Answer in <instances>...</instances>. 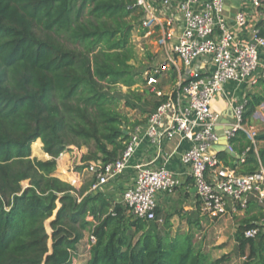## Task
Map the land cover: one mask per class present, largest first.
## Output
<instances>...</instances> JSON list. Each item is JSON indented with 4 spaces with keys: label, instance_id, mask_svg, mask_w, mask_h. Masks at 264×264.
Wrapping results in <instances>:
<instances>
[{
    "label": "trees",
    "instance_id": "trees-1",
    "mask_svg": "<svg viewBox=\"0 0 264 264\" xmlns=\"http://www.w3.org/2000/svg\"><path fill=\"white\" fill-rule=\"evenodd\" d=\"M136 2L0 0V264H73L86 232L96 242L83 264H223L230 258L213 259L192 232L173 234L166 223L135 218L108 193L91 191L95 176L77 189L56 175L57 158L72 145L92 146L85 165L117 160L149 118L131 121L119 109L121 99L131 109L145 100L132 89L145 83L134 64L132 34L144 15ZM120 85L128 95L118 94ZM263 102L264 94L247 97L243 124ZM145 104L152 113L160 101ZM38 139L51 159L32 156ZM255 140L257 152L247 153L254 143L239 129L230 145L244 160L226 151L218 157L239 173L256 172L264 167V134ZM255 220L237 232L242 264H264V233L245 237L261 218Z\"/></svg>",
    "mask_w": 264,
    "mask_h": 264
},
{
    "label": "built area",
    "instance_id": "built-area-1",
    "mask_svg": "<svg viewBox=\"0 0 264 264\" xmlns=\"http://www.w3.org/2000/svg\"><path fill=\"white\" fill-rule=\"evenodd\" d=\"M256 10L264 9V0H244ZM226 0H137L144 15L140 25L144 30L161 29L164 44H170L176 33V19L172 14L162 18L158 9L169 11L176 5L182 14L183 24L180 34L171 45L172 53L166 59L169 64L178 60L187 79L179 89L162 90L160 75L165 68L155 65L144 71L145 84L158 98L160 104L149 115L145 128L137 126L131 133L130 142L122 155L106 165L90 162L85 172L96 177L91 191L119 180L133 167L136 171L132 185L123 192V203L135 218L147 221H161L158 216V196L173 192L178 181L173 172L163 167H151L141 163L130 165L131 159L141 149L143 143L162 148L167 140L179 138V143L187 142L188 147L182 157L189 167L203 212L211 218H219L230 211L246 209L255 197L264 202V167L253 173H239L224 164L215 152L223 138L229 142L239 129L248 132L256 147V140L243 124L247 99L240 102L235 92L246 84L257 86L264 79V36L257 26L252 40L237 39L224 15ZM239 27L249 25V15L240 11L235 16ZM148 30L147 34H151ZM166 61V60H165ZM211 62V71L198 68V62ZM170 63V64H171ZM234 83L233 94L226 97L233 112V120L224 126V135L219 133L221 113L213 109V103L224 95L226 85ZM230 124V128L227 126ZM245 155L241 156L244 160ZM84 175L73 169L70 182L79 189ZM264 233V216L255 227L245 231V237L256 239ZM90 245L96 237L90 234Z\"/></svg>",
    "mask_w": 264,
    "mask_h": 264
},
{
    "label": "crops",
    "instance_id": "crops-1",
    "mask_svg": "<svg viewBox=\"0 0 264 264\" xmlns=\"http://www.w3.org/2000/svg\"><path fill=\"white\" fill-rule=\"evenodd\" d=\"M240 11H243L249 15V25L246 27H239L235 23V16ZM168 14L174 15L176 19V33L174 39L170 41V44H167V46L164 45L165 42L161 33L162 31L159 27H157L155 30H144V36L147 37L158 34L160 38V44L164 45L163 49L165 51L168 46L171 48L172 43L176 41L177 36L182 30L183 24L182 14L178 12V8L176 5L172 6L169 11L160 9L159 15L162 18H164ZM224 15L227 18L229 25L235 33L237 39L240 41H251L253 30L259 24H261L260 28L264 30V9L256 10L254 6L248 1L226 0ZM148 30L151 32V34L149 35L147 34ZM170 54L171 53H167L166 58L169 57ZM261 57L262 59H264V51H261ZM197 65L198 68H201L205 71H211L214 67L211 62L207 61H200L197 63ZM183 71L184 70L182 68V65L178 60H175L174 63L166 64L165 68L162 70V74L160 75L159 87L164 91L179 89L181 82L187 79L186 74ZM144 85L145 89L149 90L146 84ZM234 86V83H228L226 85L225 94L219 96L218 99H216L213 103V109L221 113V123L223 125L220 127V130H224V126L226 127L228 120H233V112L229 107L226 97L233 94L232 90ZM239 90L241 91L243 99H247L248 96L257 93L264 94V79L260 80L257 86L252 87L244 84L239 88ZM237 92H235V94ZM150 93L152 96H154V101H158V98H156V96L151 91ZM145 126L146 123L142 126V129L145 128ZM187 147L188 143H179V138L165 141L161 149L149 143L148 141H145L141 149L136 152L135 156L130 161L131 166H135L141 163L148 164L149 166L154 168L165 166L173 172L175 178L178 181V184L177 186H175L173 192L167 194L160 193L158 196V216L161 220L159 221L160 224H168V228L173 232V234H176L177 232H192L196 237L198 235L197 232H199V229H203L204 226H206L208 220H210L211 222L217 220L222 224V229L230 225H235V227H237L236 232H238V229L242 224L248 221H256L255 217H258L259 219L263 218L261 212H264V202H261L258 198L255 197L250 200V203L246 209L230 211L228 214L219 218H211L206 215L202 210V204L197 194L194 181L189 174V167L182 160ZM221 148L222 142L219 145L215 146L214 149L217 155L220 152H223ZM257 149L258 147L253 146L246 152H257ZM235 152L240 154L237 151ZM48 159H51V156L49 154H46V158L42 160ZM75 166L82 167L77 169L84 175L83 182L81 184L82 186L83 184H85V182H87V179L90 178L91 174H87L85 172L84 162L82 161V158H78L76 156V152L65 151L61 153V155L57 158L56 174H59V176H61V179H67L70 173L72 175ZM135 175L136 171L133 167H131L119 180L112 182L106 186H102L97 191H104L108 193L109 196L114 201H116V198H118L120 195L123 198L124 190L132 185L135 179ZM244 259L245 257L229 258L228 261L223 264H242ZM74 261L75 264L78 263L77 259H75Z\"/></svg>",
    "mask_w": 264,
    "mask_h": 264
},
{
    "label": "rangeland",
    "instance_id": "rangeland-1",
    "mask_svg": "<svg viewBox=\"0 0 264 264\" xmlns=\"http://www.w3.org/2000/svg\"><path fill=\"white\" fill-rule=\"evenodd\" d=\"M160 14V9L157 11ZM132 42L134 44L135 50L137 52V59L135 60L134 64L137 69L139 70H147L155 65L164 66L168 63L166 59L167 53H171L172 57H175L172 53L171 48L168 46L166 51L163 49L164 45L160 44V38L158 34H154L153 36H144V29L140 24H138L135 29L133 30L132 34ZM168 49V51H167ZM164 53V54H163ZM166 60V61H165ZM171 63V62H170ZM145 83L140 82L136 86L132 87L133 90L137 91L139 94L144 96V101L139 103V107L137 109H131L124 106L125 100L121 99L120 111L126 114L131 121L135 120H142L150 113L151 104H145V101L148 100L149 102H153L154 96L151 95L150 90L145 89ZM129 88L126 86H118V94L128 95ZM233 92V91H232ZM237 98L240 102L243 101V96L241 91L238 90L236 93ZM144 110H146L144 112ZM247 130H251L254 137L258 135L264 134V102L256 108L252 115L249 117L248 124L245 125ZM257 144V143H256ZM257 146V145H256ZM92 148L90 145H83V146H75L72 145L67 148L65 151H73L76 152V156L78 158H83L85 154ZM32 151L33 157H37L39 159L46 158V152L43 149V143L41 139H38L36 142L32 144ZM64 151V152H65ZM52 158V157H51ZM82 168L81 166H75L74 169ZM71 171V170H70ZM88 174V173H87ZM58 177L59 174H56ZM71 173L67 179H63L67 182H70ZM88 180V179H87ZM25 186L29 184V181H25L23 183ZM116 203L124 204L123 198L120 195L116 198ZM221 223L217 220L211 222L208 220L206 226L203 229H199L198 235L196 236V240L198 244L202 246V248L209 253L213 258H220L223 255H228L230 258H241V256L237 253V227L235 225H230L228 227L221 228ZM90 233L86 232L84 239L78 245V256L77 264H83L90 256ZM225 242V243H224ZM227 252V253H226ZM75 264V261L74 263Z\"/></svg>",
    "mask_w": 264,
    "mask_h": 264
},
{
    "label": "water",
    "instance_id": "water-1",
    "mask_svg": "<svg viewBox=\"0 0 264 264\" xmlns=\"http://www.w3.org/2000/svg\"><path fill=\"white\" fill-rule=\"evenodd\" d=\"M232 120H228L227 123H230ZM231 126L230 124L227 126V128L229 129ZM126 133H128L127 131H125ZM219 133L221 135H224V130H219ZM223 151H226L228 153H230L232 156L236 157L237 159H240L241 158V155L236 153L233 148L231 146H229V142L223 138V141H222V148H221ZM220 149V150H221Z\"/></svg>",
    "mask_w": 264,
    "mask_h": 264
}]
</instances>
